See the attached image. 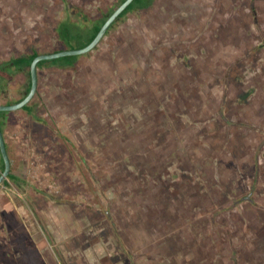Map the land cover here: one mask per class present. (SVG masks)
I'll return each instance as SVG.
<instances>
[{
    "label": "rangeland",
    "instance_id": "rangeland-1",
    "mask_svg": "<svg viewBox=\"0 0 264 264\" xmlns=\"http://www.w3.org/2000/svg\"><path fill=\"white\" fill-rule=\"evenodd\" d=\"M233 1L154 0L38 69V120L2 117L0 264H264V0ZM120 3L0 0V64L78 49Z\"/></svg>",
    "mask_w": 264,
    "mask_h": 264
},
{
    "label": "trees",
    "instance_id": "trees-1",
    "mask_svg": "<svg viewBox=\"0 0 264 264\" xmlns=\"http://www.w3.org/2000/svg\"><path fill=\"white\" fill-rule=\"evenodd\" d=\"M123 1L124 0H122V2ZM153 1L154 0H135L121 14V16L117 19V21L124 18L131 10H133L135 8L140 9V8H146V7L150 6L153 3ZM111 14H112V12H110V14H108V16H105V17L101 18L100 20H98L96 23H94L90 27L91 33H90L88 39L85 42H83L82 45L79 46L78 48H83V47L87 46L95 38V36L99 32L101 26L105 23L106 19ZM74 15L77 16V12H74ZM87 21L88 20L85 18V22L82 23L84 25V27H87ZM78 26H81V25H74V24L66 23V22L60 24V26L57 28V33H58L59 40L63 45L67 46V44L70 43L71 38H78V33H74ZM38 55H39V53L34 51L30 55H24V56L12 58L9 61L3 62L0 64V94H3L5 92L6 84L13 76H15L18 73H25V72H28V76H29V86L26 90L25 96L29 93L30 88H31L30 66H31L32 61ZM79 57L80 56H67L64 58H59V59H54V60L42 61L39 63L38 69H40L41 67H43L47 64H57V63H64L66 65L71 66L75 62H77ZM24 97L22 99H20L19 101L23 100ZM22 110L26 111L35 120H38L37 117L34 116V108H33V105H31L30 103L27 106H25ZM4 113H6V112L0 113V126H1L3 132H4V125H3L2 117L5 116ZM6 147H7V151L9 154V147H8L7 143H6ZM0 158H1V166H2V171H3L4 170V162H3V159L1 156V152H0ZM7 180L17 181L18 178L16 176H14L11 172ZM7 180L4 183H7Z\"/></svg>",
    "mask_w": 264,
    "mask_h": 264
},
{
    "label": "water",
    "instance_id": "water-1",
    "mask_svg": "<svg viewBox=\"0 0 264 264\" xmlns=\"http://www.w3.org/2000/svg\"><path fill=\"white\" fill-rule=\"evenodd\" d=\"M134 1L135 0H124L122 3H120L119 6L106 19L105 23L101 26L95 38L87 46L78 49H67L50 54H39L37 57H35V59L32 61L30 66L31 88L29 93L24 97L23 100L17 103L11 105H0V113L22 110L32 101L38 89V65L40 62L46 60L59 59L67 56L85 55L93 51L100 44L102 39L105 37L110 27L117 21V19L121 16V14ZM0 152L4 162V170L0 173V185H1L8 179L12 170L11 160L7 151L6 142L1 126H0Z\"/></svg>",
    "mask_w": 264,
    "mask_h": 264
},
{
    "label": "crops",
    "instance_id": "crops-1",
    "mask_svg": "<svg viewBox=\"0 0 264 264\" xmlns=\"http://www.w3.org/2000/svg\"><path fill=\"white\" fill-rule=\"evenodd\" d=\"M246 0H244V2H245ZM243 2V0H234L233 1V3H235V4H239V3H244ZM254 24H255V22H254ZM255 26H256V24H255ZM3 121V120H2ZM3 125H4V122H3ZM3 134H4V137H5V129H4V132H3ZM6 138V137H5ZM5 142H6V139H5ZM7 143V142H6Z\"/></svg>",
    "mask_w": 264,
    "mask_h": 264
}]
</instances>
